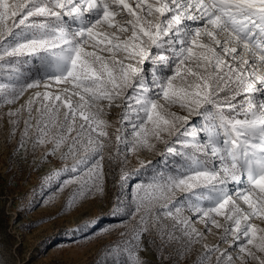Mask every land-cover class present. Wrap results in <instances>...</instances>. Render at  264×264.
I'll return each mask as SVG.
<instances>
[{
    "label": "snow or ice",
    "instance_id": "6c2138e0",
    "mask_svg": "<svg viewBox=\"0 0 264 264\" xmlns=\"http://www.w3.org/2000/svg\"><path fill=\"white\" fill-rule=\"evenodd\" d=\"M0 128L100 264H264V0H0Z\"/></svg>",
    "mask_w": 264,
    "mask_h": 264
},
{
    "label": "rangeland",
    "instance_id": "374dc122",
    "mask_svg": "<svg viewBox=\"0 0 264 264\" xmlns=\"http://www.w3.org/2000/svg\"><path fill=\"white\" fill-rule=\"evenodd\" d=\"M117 111L111 112L110 120H115ZM5 135L6 129L0 128V264H100L104 245L115 240L117 234L97 240L88 229L80 231L79 226L94 222L96 217L101 218L97 227L117 223L115 217L107 215L109 200L116 191L114 176L107 177L108 196L103 202L64 208L69 192L57 193L58 198L51 199L52 185L45 181L54 164L40 165L41 153L34 158L30 146L27 153L23 149L17 153L19 137L5 147ZM145 155L159 159L158 155ZM33 205L38 206L31 210ZM209 241L214 243V237Z\"/></svg>",
    "mask_w": 264,
    "mask_h": 264
}]
</instances>
